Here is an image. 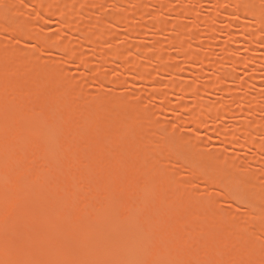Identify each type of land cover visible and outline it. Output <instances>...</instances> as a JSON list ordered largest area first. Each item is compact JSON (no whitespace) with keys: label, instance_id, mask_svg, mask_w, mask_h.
<instances>
[{"label":"bare ground","instance_id":"6f19581e","mask_svg":"<svg viewBox=\"0 0 264 264\" xmlns=\"http://www.w3.org/2000/svg\"><path fill=\"white\" fill-rule=\"evenodd\" d=\"M85 1L103 0H0V264H264L258 241L264 235V120L254 116L264 112V95L238 100L252 88L260 96L261 85L228 84L234 69L252 78L264 70V0H205L213 6L207 16L186 0L174 9L171 0V6L136 0L131 7L128 0H108L114 10L124 7L122 14H102L124 30V43L108 48L105 20L87 18L86 28L80 21L89 12ZM158 13L176 18L167 23ZM147 17L152 23H144ZM223 17L228 41L238 46L220 49L229 51L232 67L214 57L213 46L194 52L188 44L210 39ZM133 19L143 25L135 27ZM145 30L170 35L184 65L161 51L147 60L153 69L147 71L136 60L147 47L130 42ZM69 33L90 47L100 66L66 39ZM150 43L161 46L156 36ZM242 45L249 55L236 61ZM221 64L229 69L222 76ZM67 67L82 71L80 77ZM165 74L172 80L160 87L157 78ZM180 74L205 84L176 80ZM136 83L145 91H133ZM119 88L137 103L117 94ZM214 92L233 107L201 102ZM173 94L179 100L164 107L173 119L165 127L148 105ZM227 118L232 132L219 126ZM183 129L191 135L176 137ZM204 136V145H219L209 154L200 151ZM232 149L251 152L255 171L228 159ZM198 185L217 190L198 196Z\"/></svg>","mask_w":264,"mask_h":264},{"label":"rangeland","instance_id":"374dc122","mask_svg":"<svg viewBox=\"0 0 264 264\" xmlns=\"http://www.w3.org/2000/svg\"><path fill=\"white\" fill-rule=\"evenodd\" d=\"M62 1H71V0H62ZM133 1H136V0H128V6L131 7L132 6V3ZM108 0H103L100 4H97V5H94L92 3H90L89 1H85L86 4H88L87 8H88V13H82V16L84 17L83 19H80V21H82L83 23H85L83 25L84 28H86L89 24H88V20L87 18H99L101 20H105L106 23H105V26L106 28H109L110 29V34L108 35L107 37V43L103 45V48H108V47H112V46H120L121 44L124 43V39L121 38V36H123V32L124 30L118 26H116L114 23H110L109 20L107 21V19L102 15L103 13L106 15V17H109L111 15H116V14H122L123 13V9L124 7H122L120 10H114L113 8H111L112 6L108 3ZM151 2H155V3H159V4H164V5H170V1L168 0H151ZM171 3H172V8L174 9V7H177V8H180L179 6H181V2L178 1V0H171ZM185 6H187L188 8L189 7H192L193 9H196L198 14L200 16H207L209 15V13L212 11V7L210 4L211 2L209 1H201L199 3H195V4H191V2H188L187 0L185 1ZM261 5L264 6V1L261 2ZM183 6V7H185ZM186 8V7H185ZM33 10L35 8H32ZM150 10L152 12H155L156 8L154 6V4L150 3ZM156 13V12H155ZM159 19H162L163 21L167 22V23H170V22H174L173 20L176 18L174 15L172 14H163V13H158V17ZM229 20L228 18L226 19L225 17H223L222 19H218L217 20V25L219 26V28H221V30L217 31L210 39L208 40H190L188 42V44L190 45V50L191 51H194V52H198V51H205V47L206 46H213V49L211 50L214 54V57L216 56V58L219 60H222L223 57H224V61H227L226 57L228 58L229 56V51L227 52V50H220L221 49V46H226V48H229V49H232V48H235V47H238L236 44V42H233L232 40H229V37L228 35H226V33L224 32L226 24L225 21L223 20ZM26 20L28 22H32V17H29V18H26ZM223 20V21H221ZM134 23L132 25H134L135 27H137L138 25H143V23H139L137 20L133 19ZM152 19L147 17V19L145 20V24H150L152 23ZM185 25H187L188 23V20H184L182 21ZM54 23V22H53ZM224 25V26H223ZM53 26V27H52ZM51 27V28H49ZM48 30H53L54 28L56 29V25H48ZM204 29V28H203ZM202 28H199L197 31L198 32H201L203 33V30ZM223 29V30H222ZM234 32V31H233ZM50 33V32H49ZM232 33V31H231ZM153 36H156L158 37V41L160 42L161 46L160 48H153L151 47L152 44L150 43L151 42V37ZM170 35H168L167 33L165 32H161L159 34H154L152 31L150 30H145L144 31V34L141 35V36H135V37H131L130 38V42L133 43V44H140V45H144L145 47H147V54L146 56H142L141 54L137 55L136 56V60L142 64L143 66H146L147 68V71L149 72H152V68L148 66V62L147 60L148 59H152L154 56L158 55L161 51L162 52H168L172 58L178 62H181L182 61V57L181 55L175 50L174 47L170 46L168 44L169 38ZM228 37V38H227ZM264 37V35H263ZM66 39H69V41L75 43L76 41L80 44V46L83 48L82 50L87 53L89 55V60H90V64H93V65H99V59L97 58V56H92L91 55V49L88 45H83L76 36L72 35V34H66ZM228 41V42H227ZM233 42V45L231 44ZM229 42L230 43V47L228 46L229 45ZM226 44V45H225ZM239 44V43H237ZM76 46V45H75ZM228 46V47H227ZM243 46V45H242ZM77 48V46H76ZM238 50H240L241 52H239ZM244 46L243 48H237V52H235V56L234 58H236L238 60H241L243 57H246L245 54H248V53H245L247 50H244ZM225 51V53H224ZM227 52V53H226ZM238 55H237V54ZM231 54V53H230ZM228 55V56H227ZM232 55V54H231ZM249 55V54H248ZM185 57V56H184ZM262 56H260L261 58ZM232 59V56L229 60ZM261 59L264 60V57H262ZM234 60V59H233ZM242 61V60H241ZM219 62V61H218ZM224 63V62H223ZM181 64H183L181 62ZM228 67H232L230 63H225ZM224 64V65H225ZM263 64V67H264V62L262 63ZM184 65V64H183ZM57 66H60V65H57ZM100 66V65H99ZM223 65L221 64V67ZM227 66H223L220 71H222L220 73V76L224 75L223 72L224 71H229L228 67ZM184 67V66H183ZM199 67V66H198ZM69 70H70V75L73 76L74 78H79L80 77V74L82 71L80 70H75L73 67H67ZM106 71H107V74L108 76L112 77L114 74L112 71H109V68H105ZM185 69V68H184ZM209 72H211V70H208ZM236 71V72H234ZM234 71H232V73L235 74V80L231 81V83H228L230 84L229 86H231V84H234L236 83V81H239V80H242V79H246L247 81H250L252 83H254L255 85H261L259 89L262 88L260 92V96H258L256 93H258V90L252 88L251 90H249L248 92H244V94H239L238 96V100H241V99H249L250 97H255L257 98L258 100H261L262 99V96L261 95H264V91H263V87H264V70H261V71H258L257 74L255 75L254 78H252V76H249V75H246L244 73V69L243 68H237V69H234ZM249 73V72H248ZM215 74V72H214ZM217 75H219V73H217ZM263 75V76H262ZM126 81L127 78L125 76L124 78ZM169 80H172L171 77H169V75H162L160 76L159 78H157V83L159 84L160 87H163L165 84L169 83L170 81ZM176 80H181L183 82H186L188 84H192V85H195L197 87H199L200 85H202L203 83V80H198V79H194L190 74H180L176 77ZM205 81V80H204ZM230 82V81H229ZM257 82V84H256ZM205 84V83H203ZM227 84V83H226ZM135 88L133 89V91L135 92H140V91H145V87L143 86L142 83H136L135 85ZM233 86V85H232ZM258 86V87H259ZM201 87V86H200ZM225 87H227V85H225ZM257 87V88H258ZM111 89L110 87H107V92H110ZM132 90V89H131ZM90 93L92 94H97L98 92L93 89V88H89L88 90ZM117 94H121V95H124L126 97V101L130 104H135L137 103V100L135 99V96L131 93L128 92L127 89L125 88H122V89H117L115 91ZM208 94H206V96H203L202 97V100L201 102L203 104H209L213 101H218V102H222L223 104H225L228 108L230 107H233L232 104H228V103H231V101L228 99L227 96H221L220 93H210L208 96ZM223 95V94H222ZM177 99L179 100V98H177L176 95H169L168 97V100L166 102H157V101H150L149 105H148V108L152 111L153 115L156 116V117H161L163 123H164V126L165 127H169V125L173 122V119L171 118L172 116L169 114H166L165 110H164V107L169 105V104H175L177 102ZM187 103H192V101L190 102H187ZM225 108V107H224ZM234 108H236V106H234ZM238 109V107H237ZM258 113V112H257ZM251 116V114L249 115ZM254 116L258 119H263L264 120V112H261V113H258V114H254ZM252 119H254V117H251ZM250 119V117H249ZM220 121V120H219ZM220 128L224 131V132H232L233 131V127L231 125V122L230 120L227 118L225 120H221L220 123ZM190 127V126H189ZM187 127V128H189ZM191 130H193L192 128H189ZM189 129H183L181 131H179L177 134H176V137H185V136H189L191 135V130ZM189 130V131H187ZM207 143L209 140L207 139L206 136H204L202 138V141H200V145H201V149L200 151H202V154H209L210 152L216 150L215 147H217L218 144H214L216 146L213 147L212 143H214L212 141V143L210 142L211 146L210 145H204V142ZM219 146V145H218ZM218 149V148H217ZM228 154V159H238L242 162V165L243 166H246L249 170H252V171H255V166L252 164L251 162V159L253 158V154L249 151H243V150H236V149H232V150H229V152H227ZM255 156V155H254ZM257 158V157H256ZM261 158V157H260ZM264 158V157H263ZM262 158V160H264ZM180 174H185L184 172L180 171ZM263 185H264V178L261 179ZM196 191H197V195H202V194H214V192L217 190V186H214V187H206L204 188L202 185H198L196 187ZM221 207L225 208V209H229L230 208V204L229 202L227 201H220L219 202ZM238 213L240 215H244L246 214V211L244 208L242 207H239L238 209ZM260 243H264V235L263 236H260L259 237V240H258Z\"/></svg>","mask_w":264,"mask_h":264}]
</instances>
